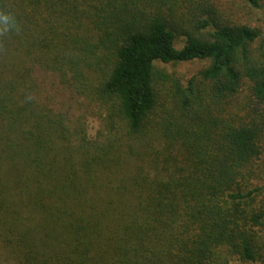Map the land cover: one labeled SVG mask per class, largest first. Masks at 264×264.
<instances>
[{
	"label": "trees",
	"instance_id": "obj_1",
	"mask_svg": "<svg viewBox=\"0 0 264 264\" xmlns=\"http://www.w3.org/2000/svg\"><path fill=\"white\" fill-rule=\"evenodd\" d=\"M236 1L0 0V264L264 263V0Z\"/></svg>",
	"mask_w": 264,
	"mask_h": 264
},
{
	"label": "rangeland",
	"instance_id": "obj_2",
	"mask_svg": "<svg viewBox=\"0 0 264 264\" xmlns=\"http://www.w3.org/2000/svg\"><path fill=\"white\" fill-rule=\"evenodd\" d=\"M228 2V6H230V10L232 11V15H235L237 17V21H244L246 19H248V15H251L252 12L250 11H243L240 6L238 5L236 0H227ZM246 19H244V17ZM251 21V20H250ZM263 20L260 19L259 15L257 16V18L253 17V24H255L254 26H256L259 29H262L264 31V23L262 22ZM260 42H257L256 45L254 46L255 49H257L260 46ZM181 43H177L176 47L180 48ZM261 53H264V44H261L260 48L257 51V54L260 55ZM257 55V56H258ZM206 66V63L203 62H193V63H189V64H178V65H174V66H160L159 68H164L167 72L171 73H175L176 75H181L183 76L185 79H189L191 76L196 75L199 73V71H201L204 67ZM91 121V124H89L90 129L92 130L91 134H93L96 129L98 128V125L96 123V121L94 119H89ZM264 240V237L261 239ZM264 264V263H262Z\"/></svg>",
	"mask_w": 264,
	"mask_h": 264
}]
</instances>
